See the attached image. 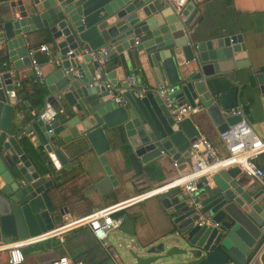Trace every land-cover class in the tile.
<instances>
[{"label":"water","instance_id":"1","mask_svg":"<svg viewBox=\"0 0 264 264\" xmlns=\"http://www.w3.org/2000/svg\"><path fill=\"white\" fill-rule=\"evenodd\" d=\"M0 9V52L14 69L30 66L25 36L36 31L44 32L58 58H64L43 85L42 104L56 112L47 124L38 114L30 116L33 109L18 96L10 72H0V242L55 228L51 192L55 179L70 171L72 157H97L105 173L96 184L100 194L102 188L117 186L105 158L108 132L142 164L164 158L181 171L188 169L189 146L199 129L189 118L175 122L152 91L134 97L125 83L127 70L153 89L174 86L173 97L180 104L201 106L220 132L241 120L223 112L237 106L234 73L248 67L243 37L200 30L203 18L193 2L181 15L166 0H0ZM83 49L104 50L105 55L80 57ZM251 77L264 92V67ZM107 81L125 89L123 104L104 87ZM21 104L28 111L18 114ZM244 178L238 167H231L213 175L210 184H199L200 209L178 189L161 193L167 228L150 241L130 240L128 261L250 264L262 239L264 187ZM129 208L122 212L120 232L133 237L135 221L125 213ZM201 216L219 228L198 226ZM0 264H8L5 253Z\"/></svg>","mask_w":264,"mask_h":264},{"label":"crops","instance_id":"2","mask_svg":"<svg viewBox=\"0 0 264 264\" xmlns=\"http://www.w3.org/2000/svg\"><path fill=\"white\" fill-rule=\"evenodd\" d=\"M188 4L190 2L186 5ZM194 7L203 18L201 25H198L200 30L216 34L236 32L242 35L246 46L248 67L236 70L234 73L232 87L237 88V106L234 108L242 112L243 118L248 121L255 134L264 140V92L260 90L259 84L253 77L249 78V74L264 67V0H202L194 3ZM167 11L171 15V10L167 9ZM192 11L193 7L187 11V14L189 15ZM25 40L29 49L37 48L42 44L49 47L51 56L44 52L36 53L46 79L58 67L52 60L58 58L57 52L51 47L44 32H32L25 36ZM77 61L81 62L79 58ZM4 64L7 65L4 66ZM112 64H114L113 68L119 66L116 60ZM2 71L10 72L15 86L19 84L16 86L18 96L22 101H27L29 107L33 109L30 116L41 112L45 105L36 99L35 91L38 85L30 66L14 69L8 63L4 53L0 52V72ZM128 76H136L140 82L148 86L146 80L138 73L127 70L125 80ZM148 88L156 95L155 89L150 86ZM113 91V97H119L125 89L118 83ZM27 111V107L23 104L17 110L18 114ZM190 119L199 129L200 135L207 137L218 154L224 156L226 150L219 139L220 131L206 113L202 110ZM107 138L110 150L105 154V158L118 183L117 186L111 190L102 188V194H100L96 184L104 178L105 173L97 157L90 155L79 160L72 157L70 171L55 179L54 190L51 192L55 209L52 219L55 227L62 222L63 213H68L71 217L85 216L94 210L161 188L178 179L186 171H181L179 166L174 167L173 162L164 158L142 164L133 155L132 150L122 146L112 133L108 132ZM257 164L264 170V154L259 157ZM243 181L256 182L248 177ZM160 195V193L154 195L125 212L135 221V234L131 237V241H150L166 230ZM262 205L264 207V204ZM59 211L63 213L60 214ZM260 229L259 227L261 234ZM105 243L107 244L106 241ZM107 247L108 252L94 239L90 230L84 227L60 238L48 239L24 248L23 264H51L59 256L81 260L84 264H122L108 244ZM263 254L264 251L261 256L253 258L250 264H261Z\"/></svg>","mask_w":264,"mask_h":264},{"label":"built area","instance_id":"3","mask_svg":"<svg viewBox=\"0 0 264 264\" xmlns=\"http://www.w3.org/2000/svg\"><path fill=\"white\" fill-rule=\"evenodd\" d=\"M170 3L174 11L181 15L188 2L199 3L202 0H166ZM182 20L186 19L182 17ZM138 39L135 38V43ZM37 52H44L48 56H51L49 47L46 44L39 45L37 48H30L28 50V56L30 59V68L35 78L37 85L43 86L45 83V74L43 72L41 64L36 58ZM72 52L66 54L65 58H69ZM97 54H104V50L98 52L91 49H83L80 53L81 56L96 57ZM64 58L52 59L58 66ZM102 62H106L103 60ZM7 64H4L6 66ZM70 71L75 72L73 69ZM76 77L80 78V75L75 72ZM128 90L134 97H141L145 93L150 92L151 89L143 82H140L136 76H128L125 80ZM96 85H101L95 83ZM104 87L110 92L114 90V87L110 82H104ZM16 86H19L17 83ZM155 93L163 101L166 109L175 122H180L184 119L191 118L198 112L202 111L201 106L192 107L188 103H179L176 98L173 97L175 93V87L172 85H160L155 89ZM114 101L119 104L124 103V99L114 97ZM228 116H240L241 120L235 125L229 126L226 130L219 132V139L221 140L226 154L224 156L218 154L217 150L210 142V140L200 135L189 146L190 163L188 169L179 176L178 179L173 182L139 195H136L130 199L123 200L111 206L97 209L91 213L80 216L71 217L68 213L62 214V222L56 226L53 230L41 234L37 237L19 240L16 242L4 243L0 242V254L6 253L8 264H22L24 256L22 250L30 245L36 244L48 239L60 238L61 236L80 228L87 227L96 241L102 244L108 252L109 248L105 241L107 240L111 232L120 230L123 223L122 212L134 205L144 202L150 197L165 193L171 189H180L181 193L188 198L189 204L194 203L197 209H200V205L197 202V186L199 184L206 185L212 182L213 175L222 170L229 169L231 167H238L240 171L248 178L254 179L256 182L264 187V170L257 164V160L264 154V140L259 138L248 121L243 118L242 112L238 108H230L223 112ZM56 117L55 110L46 104L41 112L38 113L37 119L44 124L49 123ZM175 166V164H173ZM196 224L198 226L210 225L219 228L218 223H212L210 219L201 216ZM262 238L253 258L262 254L264 251V223L260 227ZM51 264H84L81 260H72L67 256H59L52 261Z\"/></svg>","mask_w":264,"mask_h":264},{"label":"rangeland","instance_id":"4","mask_svg":"<svg viewBox=\"0 0 264 264\" xmlns=\"http://www.w3.org/2000/svg\"><path fill=\"white\" fill-rule=\"evenodd\" d=\"M131 237L123 235L120 230L111 232L106 240L112 248L113 253L119 258L122 264H131L126 257V249L130 246Z\"/></svg>","mask_w":264,"mask_h":264},{"label":"trees","instance_id":"5","mask_svg":"<svg viewBox=\"0 0 264 264\" xmlns=\"http://www.w3.org/2000/svg\"><path fill=\"white\" fill-rule=\"evenodd\" d=\"M44 86H37V89H36V91H35V94H36V96H37V100L39 101V103H41L42 104V98H43V96H44ZM263 239V238H262Z\"/></svg>","mask_w":264,"mask_h":264}]
</instances>
